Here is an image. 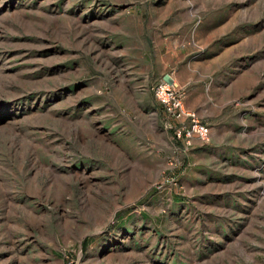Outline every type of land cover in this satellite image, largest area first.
Listing matches in <instances>:
<instances>
[{"label": "rangeland", "instance_id": "obj_1", "mask_svg": "<svg viewBox=\"0 0 264 264\" xmlns=\"http://www.w3.org/2000/svg\"><path fill=\"white\" fill-rule=\"evenodd\" d=\"M0 264H264V0H0Z\"/></svg>", "mask_w": 264, "mask_h": 264}, {"label": "built area", "instance_id": "obj_2", "mask_svg": "<svg viewBox=\"0 0 264 264\" xmlns=\"http://www.w3.org/2000/svg\"><path fill=\"white\" fill-rule=\"evenodd\" d=\"M151 90L166 116L165 126L171 130L175 139L188 145L193 138L200 141L208 138V125L198 118L194 109L185 106L182 88L178 87L170 75L152 84Z\"/></svg>", "mask_w": 264, "mask_h": 264}]
</instances>
